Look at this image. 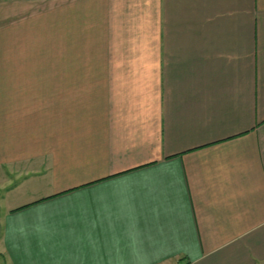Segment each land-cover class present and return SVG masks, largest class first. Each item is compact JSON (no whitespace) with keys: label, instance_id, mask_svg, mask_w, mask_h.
<instances>
[{"label":"crops","instance_id":"0c3cea01","mask_svg":"<svg viewBox=\"0 0 264 264\" xmlns=\"http://www.w3.org/2000/svg\"><path fill=\"white\" fill-rule=\"evenodd\" d=\"M0 264H264V0H0Z\"/></svg>","mask_w":264,"mask_h":264}]
</instances>
